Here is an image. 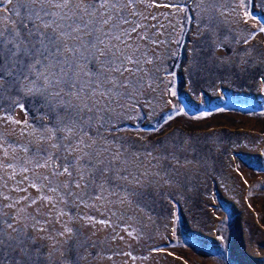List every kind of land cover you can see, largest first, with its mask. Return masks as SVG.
Listing matches in <instances>:
<instances>
[{
	"label": "rangeland",
	"instance_id": "rangeland-1",
	"mask_svg": "<svg viewBox=\"0 0 264 264\" xmlns=\"http://www.w3.org/2000/svg\"><path fill=\"white\" fill-rule=\"evenodd\" d=\"M49 10L0 0V28L24 35L37 12L55 28L76 11ZM125 15L122 28L136 31L105 40L139 60L126 63L135 74L108 72L75 38H65L73 52L38 57L65 93L76 85L64 99L79 107L62 116L77 121L82 152L51 147L53 112L12 69L20 83L0 97V220L14 227L4 225L0 264H264V0H136ZM106 76L133 83L90 95ZM77 156L79 188L75 170L53 175Z\"/></svg>",
	"mask_w": 264,
	"mask_h": 264
},
{
	"label": "snow or ice",
	"instance_id": "snow-or-ice-1",
	"mask_svg": "<svg viewBox=\"0 0 264 264\" xmlns=\"http://www.w3.org/2000/svg\"><path fill=\"white\" fill-rule=\"evenodd\" d=\"M12 0H8L11 3ZM31 5H39L40 10L44 12L45 16L53 17L57 13L49 10L51 8L56 9H70L74 7L75 12H65L61 15V20L66 21L63 24H57L53 28L55 20L44 21L43 17L40 16L39 12L35 14V19L32 20V28L29 29L27 24L21 21L24 29V35H21L19 29H4L0 28V97L7 90L5 85L9 87L13 83L19 84L13 77V68L19 70L20 76L25 81H29V86L27 91L31 93H40L44 97L45 103L49 105L53 112V125L52 127H46V130L50 133L49 139H56L57 143L51 145L53 148L63 147L69 154L75 151H83L80 145L83 144L82 139H72V133L75 131V124L77 121L72 119L71 121L65 119L62 116L63 112H70L71 108L79 107L78 105H72L70 101L64 99L65 95L68 96H78L79 93L74 91L76 88L75 84H68L67 93H65V88L60 87L61 81L58 79H53L48 76L46 72L39 69L42 62L38 58L43 56L45 60L48 59L49 53L53 56H62L65 52H73L74 49L69 46L67 38H75L81 41L84 48L92 52L93 62L98 60L99 56H103L104 60L101 62L108 72L120 73L132 72L135 74L139 69H132L126 66L127 64H138L139 60L134 59L132 54H127L126 52L120 50L116 45L106 44L105 38H112L115 40L121 39V33L124 35H130L131 32L136 31V28L123 29V24H130L131 21L125 15L126 10L136 3V0H29ZM27 6V5H26ZM19 13H17L18 15ZM133 15H136L133 11ZM88 17V19H85ZM36 20H41L42 24L37 25ZM105 26L107 28L105 29ZM48 29H52L48 31ZM117 30H120L117 32ZM264 31V29H261ZM74 33H83L79 37H73ZM102 34V35H101ZM84 37H87V41H84ZM142 39L146 37L141 36ZM34 41V42H33ZM31 45L30 47L28 45ZM12 45V47H8ZM48 45H51L49 49ZM99 45H105L104 48H100ZM92 50H95L94 52ZM139 49H137L138 51ZM79 51V48L75 49ZM98 54V55H97ZM23 56L25 59L21 60L20 57ZM33 69H37L39 72V77L33 74L31 77L29 73H32ZM103 72V70H101ZM55 76V73H53ZM41 79V84L36 86L37 79ZM107 83L112 85V88H107L99 94L102 96L107 95L117 88H126L129 84L133 83L131 77L125 79L124 81H119L118 78L113 76H106L104 81L98 82L96 87L91 90L90 95L94 96L97 94L101 84ZM49 88L53 89L49 91ZM23 90V89H21ZM23 108V105H19ZM81 110L91 111L92 109L85 103ZM19 123V121H17ZM56 133H61L59 137H56ZM69 141V143H63V141ZM85 147H90V145H85ZM45 156H48L47 151H45ZM88 155V153H84ZM83 159V156H77L72 160H68L65 157V164L60 165L56 163L53 175H64L73 176V171L75 170L79 173V178L75 181V187H80V181L85 179V171L82 167H78L79 161ZM90 166L91 161L88 162ZM102 163V161H101ZM2 166V165H0ZM37 167H48L47 162L44 164H37ZM62 169V170H61ZM27 171V169H25ZM107 171V169H103ZM44 179L50 180V177H44ZM72 183V182H70ZM70 183H64V188H70ZM31 187H37L36 183H32ZM87 186V184H85ZM50 191L56 192L58 188L52 187ZM65 195H74L71 191L65 193ZM41 199L46 201H52L54 198L49 196H43ZM36 201L33 200L32 203ZM60 215H64L63 212ZM39 223V222H38ZM7 224L9 229H13V224L10 221L0 220V254L3 253L5 247V237L7 236L4 231V225ZM15 230V229H14ZM44 231L43 228L39 229ZM65 231L71 232L72 229L65 225ZM64 233H60L63 235ZM11 241L12 237H7ZM7 247L11 248V244ZM15 249H13L14 251ZM21 253H26V249L21 248Z\"/></svg>",
	"mask_w": 264,
	"mask_h": 264
}]
</instances>
